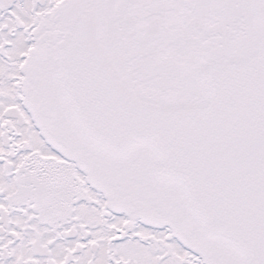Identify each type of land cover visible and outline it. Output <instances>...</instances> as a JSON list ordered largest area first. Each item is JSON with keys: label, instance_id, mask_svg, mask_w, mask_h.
Wrapping results in <instances>:
<instances>
[{"label": "snow or ice", "instance_id": "snow-or-ice-1", "mask_svg": "<svg viewBox=\"0 0 264 264\" xmlns=\"http://www.w3.org/2000/svg\"><path fill=\"white\" fill-rule=\"evenodd\" d=\"M0 264H264V0H0Z\"/></svg>", "mask_w": 264, "mask_h": 264}]
</instances>
